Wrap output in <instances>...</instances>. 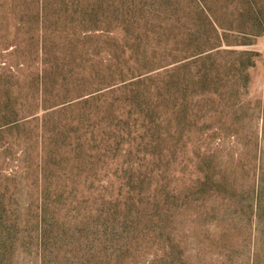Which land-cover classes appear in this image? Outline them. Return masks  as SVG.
Here are the masks:
<instances>
[{
	"label": "rangeland",
	"instance_id": "obj_1",
	"mask_svg": "<svg viewBox=\"0 0 264 264\" xmlns=\"http://www.w3.org/2000/svg\"><path fill=\"white\" fill-rule=\"evenodd\" d=\"M158 2L134 57L143 45L246 53L199 63L194 84L167 75L155 112L154 77L122 101L111 84L135 37L118 0H69L40 22L28 4L0 5V264H264V0ZM41 37L68 87L98 92L84 103L102 114L84 115L83 130L32 102ZM230 83L228 97L190 103ZM120 103L140 114L116 118ZM23 107L33 114H14Z\"/></svg>",
	"mask_w": 264,
	"mask_h": 264
},
{
	"label": "trees",
	"instance_id": "obj_2",
	"mask_svg": "<svg viewBox=\"0 0 264 264\" xmlns=\"http://www.w3.org/2000/svg\"><path fill=\"white\" fill-rule=\"evenodd\" d=\"M0 0V5L3 3H7L11 6L28 4L29 6L35 7L36 12L39 14V22L44 21L43 12L47 10H61L68 4L69 0ZM118 4L121 9V18L126 20L128 24L133 26L135 30V37L130 41V38L127 36V40L123 41L120 46V63L118 65L117 71L112 77V85L116 93L119 95V101H122L127 92L132 91L131 88L135 87L137 91L141 88L147 87L149 84V79L154 77L157 82L153 88L146 89L147 93L145 95L149 99L150 103H146V109H149L155 112L156 108H160V103L163 100V94L160 91L161 87L164 83V78L167 75L172 74H181L184 72L189 73L188 80L191 79V84L195 83V78L197 74H194V71L199 69V63H203L205 60L218 55L221 52H228L230 54H238L243 55L246 53L245 50L235 51V50H226L221 51L218 48H209V51L204 53L203 51H197L198 48L189 49V51L183 50H169L162 51L161 48L159 50L161 53H148L143 49L140 53V58L134 57L132 53L136 52V49L139 48V37L136 32H139L141 35H146L148 30H152V27L155 24L151 21L152 17L149 15V9L152 6L160 5L158 0H118ZM41 32V30H40ZM42 33V32H41ZM129 39V41H128ZM42 43L41 50L39 52V57L36 59V72L37 76V86L34 94L32 95V102L37 103L38 107H43L45 112L43 113V117H47V121L53 120L57 121L59 124V128L64 129L68 125H77L82 129L81 118L84 115H99L102 113H90L89 107L91 104L84 103L88 98L90 99L94 95H97L98 92L93 94H87V97L83 96V88L84 85H80V87L70 88L67 82L66 77L63 73H61V65L57 61V53L58 50L52 49L50 47V41L45 39H40ZM49 44V46H48ZM139 46V47H138ZM163 52V53H162ZM137 53V52H136ZM236 64V61H235ZM228 65H225L227 67ZM231 65L227 68H231ZM212 67L210 70H218L219 68H223V64L220 62L212 63ZM159 70H155L158 69ZM226 68V69H227ZM154 71V72H153ZM220 71H210L207 74V77L210 80H214L219 75ZM186 74V73H185ZM195 76V77H194ZM82 78H80L81 81ZM66 80V81H65ZM77 80V79H75ZM98 80V79H97ZM103 80V79H101ZM79 81V80H77ZM67 82V83H66ZM82 82V81H81ZM98 84V82H97ZM103 84H108L103 82ZM214 84L210 86H205L203 89H200L196 93H192L190 103L193 102L194 96H201L203 103H216L215 99H212V96H220L224 95V97H228L230 94L229 88L233 87L230 83L229 86L224 87L222 91H217L216 88H213ZM101 86V83H100ZM107 86V85H106ZM105 88V87H104ZM109 89V88H108ZM104 91V90H103ZM103 91H100L101 93ZM108 91V90H107ZM92 93V91H88ZM71 99H75L76 102L71 101ZM105 104V103H103ZM135 103H120L118 108L113 111V114L116 118H123L126 116H134L139 115L138 111L132 112V107L134 109ZM80 107V108H79ZM79 108V109H78ZM127 108V109H125ZM77 109L78 116H71V112ZM33 109L29 107H23L14 109V114L20 115L22 113L26 115H31ZM107 108H103V111L106 112ZM158 110V111H160ZM190 110V109H189ZM193 113V109H191V114ZM88 114V115H87ZM158 114H161L160 112ZM58 130V128H57ZM68 132H73L72 130H67Z\"/></svg>",
	"mask_w": 264,
	"mask_h": 264
}]
</instances>
